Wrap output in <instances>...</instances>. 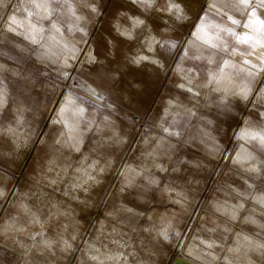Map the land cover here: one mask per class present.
Wrapping results in <instances>:
<instances>
[{"label": "crops", "instance_id": "0c3cea01", "mask_svg": "<svg viewBox=\"0 0 264 264\" xmlns=\"http://www.w3.org/2000/svg\"><path fill=\"white\" fill-rule=\"evenodd\" d=\"M53 2L56 12L52 20L59 32L52 30L51 22L45 19L44 31L37 35L38 42L32 43L25 39L30 34L29 22L36 23L38 19L35 15L28 16L29 12H35L32 0H0V135L16 140L22 146L28 143L35 155H56L58 165L67 169L75 166L81 181L95 180L92 171L102 169L101 173L109 171L110 182L123 164L120 175H130L131 180L135 178L136 191L131 194L129 203L117 200V209L119 207L123 214H117V219L108 218L105 210L85 214L82 206L90 204H77L73 200L78 201L74 186L65 188L70 191L69 197L53 191L66 202L67 209L56 208L50 222L37 227L39 231L34 232L26 227L25 217L20 212L10 216L5 211L15 202L23 203L22 182L18 179L9 195L2 193L0 188V264H108V254H117L116 264H172L183 249L206 264H260L264 253V154H251L255 159L247 163L240 160L249 155L245 152L250 140L245 138L244 132L264 128V108L254 107L255 96L251 92L246 98L239 95V89L246 82L250 84L249 64L239 65V78L227 69L232 74V83L226 90L224 85L210 81L208 76L210 71L215 72L218 65L223 64L224 51L206 54L203 48L211 46L193 35L203 10L220 15L226 12L222 9L223 0H178L188 18L177 21L158 12L168 27L170 23L176 25L183 35L193 25L189 34L193 55L183 54V62L179 58L173 66L170 56L138 51L137 38L132 37V32L139 27H133L134 18L145 15L144 24L149 21L152 25L153 7L149 10L139 8V0ZM86 4H95L97 10L92 12ZM10 18L16 23L12 24ZM10 25L15 31H9ZM243 30L242 25L240 31ZM125 31L131 32V38L121 34ZM65 44L69 48L75 47L74 55L64 47ZM123 46L127 49H122ZM241 53L244 51L237 48L234 55L240 62L248 60L255 64L252 68L264 78V70H257L261 63L257 56ZM140 57L147 59L136 62ZM187 58L193 65L184 69ZM209 58L213 63H208ZM65 59L67 65L63 63ZM202 63L207 66L198 65ZM171 72L180 78L172 86L178 92L193 94L191 96L196 100L198 90L200 93L209 90V94H219L231 111L236 108V116H218V121L224 122L229 136L236 132L241 154L227 155L219 188L208 197L207 203H200L202 190L213 171V162L216 158L219 160L221 152V147L211 138L213 131L208 129L211 124L196 118L192 133L185 136L187 146L196 143L201 154L181 153L179 142H175L169 132L155 127L168 128L171 120L165 119L168 108H172L175 115L184 111L194 116L196 112L194 104L182 102L180 98H163L160 107L153 106L155 96L164 94L165 88L171 87L164 83L167 77L170 80ZM263 87L254 89L256 96L261 94ZM226 106L224 104L223 109L229 111ZM61 107L65 108L62 114ZM251 107L263 121L260 126L250 124L247 112ZM80 108L84 111L79 112ZM150 109L158 113L156 118L152 117L153 113L147 117L145 125L132 113L139 110L147 113ZM26 111H33L35 115L22 122L25 115L15 112ZM11 118H18L17 137L9 128L15 125L10 124ZM149 118L151 124H147ZM147 128L152 130L146 132L144 138H137ZM135 139L145 143V149L131 150L127 163L128 146ZM191 149L194 151L193 147ZM6 157L22 159L17 152L0 149V160ZM5 173L19 174L15 170ZM64 173L65 169H59L48 179L49 183L55 186ZM107 189L106 185L101 188L104 193L93 206L101 205ZM201 209L249 234L250 237L242 238L246 248L241 251L224 241L220 242V249H206L193 241L187 243ZM59 216L80 223L84 229L92 228L76 231L73 227H64L65 224L58 223ZM106 222L113 224L110 229L106 230ZM123 222L135 223L136 229L130 225L129 230H117V223ZM53 226L56 229L47 230ZM104 233L117 239V253L90 245L92 241L104 246L101 239ZM79 253L80 259L75 262V255ZM91 257L95 262H91Z\"/></svg>", "mask_w": 264, "mask_h": 264}, {"label": "rangeland", "instance_id": "374dc122", "mask_svg": "<svg viewBox=\"0 0 264 264\" xmlns=\"http://www.w3.org/2000/svg\"><path fill=\"white\" fill-rule=\"evenodd\" d=\"M170 0H154V14L152 16V25L148 21L147 24H144L142 26L139 25L138 29L136 31L132 32V37L137 38V44H138V51H142L143 53L147 54L148 52L159 55V56H170L171 57V63L172 66L177 63V61L182 59L183 62V54L186 55H193L194 49L189 44V37L193 29V25L191 28H187L185 34L183 35V31L178 30L176 25L170 23V26L166 24V22H163L161 17L158 15V12H164L166 13L169 18L174 20L177 19L176 15L173 12H169L167 10V6L169 4ZM176 3H178V0H175ZM255 2V0H254ZM182 7V6H181ZM139 8H142L139 6ZM183 8V7H182ZM145 9V8H143ZM150 9V8H149ZM145 9V10H149ZM226 12L229 11L227 8ZM202 16L206 17V20L212 19L207 23L209 25V28L211 29V26L213 24H224V23H230L226 20V18L221 14H209V11L207 9L203 10ZM233 15L236 16L237 19H240L241 21H246L247 17L242 16L239 13L232 11ZM149 20V15L147 16ZM186 18H188V14L186 13ZM139 19H142L145 21L146 16H139ZM188 27V25H187ZM190 27V26H189ZM242 27V24L237 27V31H240ZM134 34V35H133ZM183 39V41H181ZM223 41L227 42V49L224 48H212L207 47L203 48V51L206 54H210L214 52L215 50H222V55L224 56V60L227 59L229 61V71L232 72V74L235 75V77H241L237 76V72L241 65H245L246 63L240 62L237 57L234 55L232 49L238 48L242 49L244 53H248L251 51V49L248 48L247 45H238L234 41L233 38L225 34L223 36ZM170 42H174L175 47L172 46ZM181 43L180 46L178 43ZM122 49H127L126 46H123ZM131 49H133V43L131 45ZM254 55H249V57H252ZM203 62H205L203 60ZM206 63V62H205ZM249 69L252 72V76H250V86H251V95L255 96V105L261 106V108H264V87L262 88L261 94L257 95L254 92V89L256 87L264 86V78H260V76L257 74V71H254L252 68V64L248 63ZM185 68L188 66L193 65V61L190 58H187V61L184 62ZM199 66L205 67L207 64H198ZM243 65V66H244ZM188 70V69H187ZM257 70H262L260 66ZM264 70V69H263ZM171 74L170 80L167 77L164 81L165 84H168L171 86L169 88H165L164 94L159 93L155 96L153 100V106L160 107L163 101V98L172 100L174 98L181 99L182 102L194 104L196 107L195 115H189L187 112H180L178 114H173L172 108H168L169 110L166 112L165 119L170 118V123L168 124V128H163L161 125L155 126L156 128H159L160 131L167 129L166 132H169V134L173 137H171L175 142H179L181 153L183 152H191V154H201V148L196 143H193L191 147H193L194 152L191 147L187 146L186 144V135L189 133L191 134L194 128L196 126L197 122L196 118H202L207 123H210V128L213 131V135L211 138L215 140L216 144L221 147V152L219 154V160L216 158V160L213 162V171L210 174L209 180L206 183V185L203 187L200 203H207L208 197L212 196L213 192L219 188V180L222 178L224 167L226 163L228 162L227 155L228 154H241L240 153V147L241 143L239 138L236 136V132L233 136H229L228 130L226 129V126L224 125V122L220 120L218 121V116L225 117V116H233L236 111H231L229 109V106H226L225 100L222 99V97L219 94H209V90L204 91L203 93L198 90V94L196 95V100L194 96H191L193 94L189 93H181V91L178 92L177 88H173L177 82L180 81V78L177 77L174 73ZM201 76V75H200ZM245 79V78H244ZM173 82H172V81ZM227 107L229 111H225L223 109V106ZM251 106V104H250ZM253 107L250 108L249 112H247V116L250 119V124L252 126H260L263 121L252 112ZM19 115H25V117L22 116V120H28L31 119V116L35 115V112L33 111H26V112H15V114ZM133 114H136L138 116V119L142 122V124H146L147 117H151V114L153 113L154 118H156L157 111H152L151 109L145 113L141 110L137 112H132ZM230 113V114H229ZM228 114V115H227ZM236 116V114L234 115ZM17 119L18 118H11L10 124H15L13 126H10L9 128L13 129L12 135L17 137L18 130L17 127ZM20 119V118H19ZM34 119V117H32ZM13 120V121H12ZM235 120V119H234ZM23 122V121H22ZM147 124L150 123V118L148 120ZM151 127V126H150ZM152 128H147V130H144L141 137L137 138H144L146 132L151 131ZM190 131V132H189ZM136 138V139H137ZM136 139L129 144L127 157L125 158V161L129 163L130 159V151L131 150H144L145 149V143L140 140L136 142ZM249 149L246 150L245 154H264V150L261 149L260 145L251 140L249 138ZM8 149V151H14L17 152V154L22 155V159L20 158H12V157H6L0 160V188L3 190L2 193H8V195L11 193L12 188L14 185L18 182H22L23 186V203H20L18 205V202H15L12 206H8L5 208L6 214L10 216H17L18 212H20V215H23L26 220V227L28 229H33L34 232H38L39 230L37 227H40L44 224H47L50 222V219L53 217L55 209H67V206H65V201L61 200L60 195L56 194L59 193L62 196L69 197L70 191H66L65 188H71L76 187L73 192H76L78 195V201L77 199H73L77 204L86 203L90 204L89 206H82L83 212L86 214L87 212L90 214L92 210L101 213L102 210H105V215L108 218H115L117 219V214L123 215L120 213V208L117 209V200L123 199L124 202L129 203V200L131 198V194L136 191V182L135 178L131 180V176H121L120 173L123 169L122 166H119L117 168V175L112 179V181L109 182L110 174L109 171L106 170V172H102V169L100 170H93L92 172L95 175V180H86L81 181V175L80 172L76 171L75 166H68V169L64 166H60L57 163H60L53 154H34L32 148L30 149L29 144L27 143L25 145H21L20 143L9 139H6L4 136L0 135V149ZM138 165L141 166V163L137 161ZM65 169V173L63 178L57 181L56 185H51L49 183L48 179L59 169ZM18 171L19 174H16V176H13L12 174H7L5 172H13ZM100 172V173H99ZM74 178V180H73ZM76 178V180H75ZM108 187L107 191H105V195L103 196V201L101 202L100 206H93L92 204L97 202V199H101V196L103 195L104 191L101 190L103 186ZM81 187H84L83 189H80ZM212 189V192L210 191ZM55 191V192H53ZM208 192H211V194H208ZM1 200V197H0ZM118 210V211H117ZM206 210V209H201ZM200 210V211H201ZM199 211V212H200ZM208 211V210H206ZM66 212V211H65ZM198 212V214H199ZM209 212V211H208ZM118 216V217H119ZM198 216V215H197ZM58 223L59 224H65L64 227L67 226L73 227V230H83V226L75 221H70L69 218L64 216L58 217ZM96 218V216H94ZM68 219V220H67ZM113 224L110 222H106V230L107 228H111ZM133 226L134 229H136L135 223H117V230H129V226ZM193 226V225H192ZM60 227V225H59ZM58 227V229H59ZM76 228V229H75ZM92 226H89L87 229H84V231H90ZM56 229V226L54 227H48V231H52ZM192 229V228H191ZM103 240L104 246H98L96 243L92 242L90 245L94 247H100L101 249H106L110 252L117 253V239L112 238V236L106 235L104 233V238H101ZM189 235L187 237V243L189 242ZM76 239H74V245L76 246ZM80 259V253L75 255V262L79 261ZM91 262H95V258L91 257ZM106 263L108 264H116L117 263V254H108L106 256Z\"/></svg>", "mask_w": 264, "mask_h": 264}, {"label": "snow or ice", "instance_id": "6c2138e0", "mask_svg": "<svg viewBox=\"0 0 264 264\" xmlns=\"http://www.w3.org/2000/svg\"><path fill=\"white\" fill-rule=\"evenodd\" d=\"M33 7L35 12H29L28 16L32 17L35 15L38 19L36 23L29 22L28 31L29 35L25 37V39L30 40L32 43H37V35L44 31L43 21L48 19L50 23V27L52 30L59 32V28L57 27L55 21L52 20L56 12V6L53 0H32ZM141 7L145 9L152 8L154 6V0H139ZM71 7V6H69ZM86 7L90 8L92 12H95L96 6L95 4H86ZM213 8L216 7L215 4L212 5ZM227 8L229 11L222 12V15L226 18V20L230 23L224 24H213L211 29L206 22V17H200V23L195 25L196 31L193 33L197 39L202 40L204 43L209 44L212 48L223 47L227 49L228 45L226 41H223V36L227 34L231 38L234 39L236 44L238 45H247L251 51L247 53V55H255L257 59L261 62L260 68L264 69V0H223L222 9ZM167 10L169 12H173L177 19L186 18L184 9L181 7L179 3H176L175 0H170ZM232 11L239 13L242 16H246V21H241L237 19L235 15L231 14ZM73 15L75 16V11H73ZM77 19H81V17H76ZM11 23L15 24L16 21L14 18H10ZM145 21L142 19L134 18V25H144ZM243 25V31H237V27ZM83 31V29H80ZM9 31H15L14 28L9 26ZM129 38H131V32L125 31L121 33ZM173 47H175L174 42H170ZM66 49H68L73 55L77 51L75 47L69 48L67 44L64 45ZM233 53L237 51L236 48L232 49ZM46 55V54H42ZM244 55V53H241ZM139 59H147V57H140L136 62H139ZM65 65H67L68 61L65 59L63 61ZM208 63H213V60L209 58ZM245 63L248 64L250 61L245 60ZM229 67V61L225 59L223 64L218 65L215 72H209L208 76L211 80H214L218 85H224L227 90L228 85L232 83V74L227 72ZM253 68L256 67L255 64L252 65ZM248 75L252 76L251 70L248 71ZM251 86L249 83H245L244 87L239 89V95L246 98L251 92ZM191 91V89H189ZM61 114L65 111L64 107L60 109ZM84 109L80 108L79 112H83ZM167 131V129H165ZM245 138H250L251 140L257 142L261 149L264 150V128L260 131H245ZM239 156V153L237 154ZM255 157L249 154L246 157H242L240 162L247 163L251 160H254ZM251 171V169H250ZM167 238V237H166Z\"/></svg>", "mask_w": 264, "mask_h": 264}, {"label": "water", "instance_id": "95a60500", "mask_svg": "<svg viewBox=\"0 0 264 264\" xmlns=\"http://www.w3.org/2000/svg\"><path fill=\"white\" fill-rule=\"evenodd\" d=\"M250 237L249 234L240 231L236 227L217 218L206 210H201L192 226L189 234V240L195 242L206 249L221 247V241L231 243L235 247L241 249L246 248L244 237ZM213 247V248H212ZM210 251V250H209ZM172 264H206L201 260H197L188 254L185 249L181 250L177 258ZM260 264H264V253L261 257Z\"/></svg>", "mask_w": 264, "mask_h": 264}]
</instances>
